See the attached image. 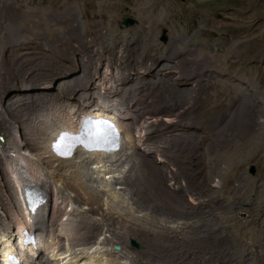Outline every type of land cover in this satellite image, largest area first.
<instances>
[{
	"label": "rangeland",
	"instance_id": "obj_1",
	"mask_svg": "<svg viewBox=\"0 0 264 264\" xmlns=\"http://www.w3.org/2000/svg\"><path fill=\"white\" fill-rule=\"evenodd\" d=\"M126 15L138 24L122 29ZM105 66L171 165L141 156L132 176L139 210L165 227L137 225L114 245L132 264H264V0H0V144L24 138L45 103L80 107Z\"/></svg>",
	"mask_w": 264,
	"mask_h": 264
},
{
	"label": "bare ground",
	"instance_id": "obj_2",
	"mask_svg": "<svg viewBox=\"0 0 264 264\" xmlns=\"http://www.w3.org/2000/svg\"><path fill=\"white\" fill-rule=\"evenodd\" d=\"M104 68L94 71V84L99 86L87 87L81 94L85 97L75 95L82 103L80 107L45 103L38 107L37 115L27 114L24 138L18 137L12 148L0 144L4 155L8 154V186L12 185L16 193V200L6 197L12 205L11 218L2 209L0 212V264H12L8 257L16 253L23 264H132L121 246L120 251L114 250L118 246L114 237L140 232L134 228L137 225L150 226L154 232L165 227L157 217L150 218L139 210L132 176L138 175L141 156L148 157L151 167L163 163L167 172L171 165L162 157L158 163L161 151L150 144L149 117L134 105L122 103L125 88L114 81L118 78L115 71ZM160 68L161 73L171 72L165 60ZM100 114L112 116L123 129L118 152L105 155L78 150L69 160L53 153L52 143L59 130L77 131L84 117ZM34 188L44 193L47 202L34 216H24V192ZM1 213L5 217L1 218ZM10 220L15 222L14 228ZM184 228L182 223L176 227L177 231ZM22 229L37 235L35 245L17 247Z\"/></svg>",
	"mask_w": 264,
	"mask_h": 264
},
{
	"label": "snow or ice",
	"instance_id": "obj_3",
	"mask_svg": "<svg viewBox=\"0 0 264 264\" xmlns=\"http://www.w3.org/2000/svg\"><path fill=\"white\" fill-rule=\"evenodd\" d=\"M102 145L117 146L118 133L115 125L106 118H84L75 132L61 129L57 132L52 143L53 150L62 156L71 155L76 146H84L89 150L99 149ZM109 151L111 148H105ZM42 203V197L38 193L29 194V205L33 211ZM12 264H19L14 258H10Z\"/></svg>",
	"mask_w": 264,
	"mask_h": 264
},
{
	"label": "clouds",
	"instance_id": "obj_4",
	"mask_svg": "<svg viewBox=\"0 0 264 264\" xmlns=\"http://www.w3.org/2000/svg\"><path fill=\"white\" fill-rule=\"evenodd\" d=\"M87 117H97V118L103 117V118H106L109 121H111L115 125V127L117 128V130H118V132H117L118 133V145L117 146L102 145L99 149L90 150V151H87L86 149H84L83 148L84 146H76L74 148V150L72 151L71 155H68V156L58 155L53 150V148H52L53 153L58 158L63 159V160H69V159H71V158L74 157V155L76 154V152L78 150H82V151H86V152H91V153L92 152H97V153H102V154H105V155H110L112 153L118 152L121 149L122 137H123V129L121 128V126L119 125V123L115 119L112 118V116L107 115V114H100L98 116L97 115H91V116H86L84 118H87ZM68 131L75 132L74 130H71V129H69ZM105 148H111V150L106 151V150H104ZM30 193H38L40 195V197H42V203H40L39 206L36 207V210L35 211H33L32 208L29 205V194ZM23 201H24V207H25V214H24V216H26V215H28V216H34L37 213V210L47 202V198H46V196L44 195V193L42 191L34 188V189H27L24 192ZM37 240H38V237H37V235L35 233H30L29 232V229H22L20 231V233L18 234V236H17L16 243H17V247L18 248H20V246L28 247V246H31V244H34L35 245ZM10 258H14L15 261H18L19 262V264H23V260L21 259V255L19 253L10 254L9 255L8 259L11 262Z\"/></svg>",
	"mask_w": 264,
	"mask_h": 264
},
{
	"label": "water",
	"instance_id": "obj_5",
	"mask_svg": "<svg viewBox=\"0 0 264 264\" xmlns=\"http://www.w3.org/2000/svg\"><path fill=\"white\" fill-rule=\"evenodd\" d=\"M138 24V20L137 18L133 17V16H130V15H126L122 18L121 22H120V27L123 29H127V28H131L135 25ZM160 41L163 42L164 44H167L168 41H169V32H168V29L166 28H162V35L160 36ZM250 173L252 175H255L256 173V167L255 166H252L251 169H250ZM132 245L135 247V248H139V245L133 241L132 242ZM114 250L116 251H120L121 250V247L120 246H115L114 247Z\"/></svg>",
	"mask_w": 264,
	"mask_h": 264
}]
</instances>
